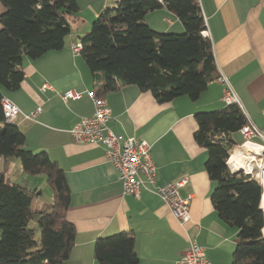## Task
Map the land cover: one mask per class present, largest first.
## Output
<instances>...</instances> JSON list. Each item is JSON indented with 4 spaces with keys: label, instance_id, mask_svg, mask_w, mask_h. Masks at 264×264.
<instances>
[{
    "label": "crops",
    "instance_id": "crops-1",
    "mask_svg": "<svg viewBox=\"0 0 264 264\" xmlns=\"http://www.w3.org/2000/svg\"><path fill=\"white\" fill-rule=\"evenodd\" d=\"M76 1L78 13L69 18L71 31L63 47L47 51L37 59L24 55L19 87L2 89L3 97L14 103L21 114L29 115L40 108L32 119L19 115L15 124L24 133L27 149L46 152L64 172L69 189L66 218L74 225L75 240L68 258L61 264H98L93 253L95 239L120 231L133 235L137 264H175L190 239L205 248L211 264H231L237 230L224 223L214 210L210 195L215 182L205 170L208 154L193 138L194 114L225 106L224 85L212 80L194 101L179 96L160 103L151 92L136 85L118 86L103 94L111 110L110 129L122 138L133 136L148 141L156 166L153 184L141 188L137 196L124 194L103 146L76 143L69 133L77 120L93 114L94 105L87 92H97L103 87V81L93 80L83 56L73 52L70 45L80 43L98 14L119 0ZM198 1L219 75L227 77L244 115L253 124L262 126L264 0ZM3 11L0 2V14ZM143 20L157 32L184 30L176 15L165 6L148 11ZM44 84L47 87L43 88ZM70 89L80 91L81 96L64 100L63 93ZM11 163L12 160L6 177ZM13 163L18 176L28 181L27 174L19 170L16 161ZM31 177L29 180L35 185L31 188L30 181L28 185L37 190L36 184L43 182V176ZM182 177L188 180L180 188V195L190 200V222L183 227L153 193L155 186ZM39 195L41 191L32 203ZM46 202L38 199L37 205L41 207Z\"/></svg>",
    "mask_w": 264,
    "mask_h": 264
},
{
    "label": "trees",
    "instance_id": "trees-1",
    "mask_svg": "<svg viewBox=\"0 0 264 264\" xmlns=\"http://www.w3.org/2000/svg\"><path fill=\"white\" fill-rule=\"evenodd\" d=\"M0 264H61L75 240L74 225L66 218L69 189L63 170L44 151L26 148L24 133L6 123L1 106L2 89L15 90L23 78L22 59H37L63 47L70 33L69 18L78 13L76 0H0ZM165 6L181 22L184 32H157L143 20L155 8ZM198 0H119L104 8L80 38V54L95 81H103L96 93L122 85H136L152 93L157 102L179 96L197 100L219 75L212 44ZM195 142L208 154L205 170L215 182L210 199L218 217L236 228L231 264H264L261 188L254 176L232 172L226 160L242 143L239 129L246 117L236 105L194 114ZM18 159L28 175L45 178L50 202L33 210L27 180L13 183L5 176L12 159ZM35 218L36 228L28 226ZM38 231V233H36ZM98 264H137L134 237L120 231L95 239Z\"/></svg>",
    "mask_w": 264,
    "mask_h": 264
},
{
    "label": "built area",
    "instance_id": "built-area-1",
    "mask_svg": "<svg viewBox=\"0 0 264 264\" xmlns=\"http://www.w3.org/2000/svg\"><path fill=\"white\" fill-rule=\"evenodd\" d=\"M167 21L171 22L169 19ZM202 34L208 37L205 30L202 31ZM70 47L73 52L78 53L81 50V43L72 42ZM215 80L225 87L222 95L224 104L236 105L242 111L243 106L240 99L229 84L227 77L221 74ZM44 87H47V84H44ZM87 94L93 102L94 111L92 115L81 117L71 126L69 133L73 141L103 146L106 159L117 172L123 193L139 195L141 188H146L147 185L154 183L156 175V166L151 158V144L142 138L133 136L122 138V136L114 133L108 126L112 117L106 100L99 96L95 90H90ZM80 96V91L70 89L63 93L62 98L67 100L76 99ZM1 106L5 122L11 124L15 123L19 115L25 119H32L40 110L38 108L29 115L21 114L18 107L5 97L1 99ZM262 116L264 119V108L262 109ZM245 117L246 124L238 131L243 138L242 143L235 146L233 151L236 148H241L238 156L242 157L248 166L243 169L236 167L230 161L231 153L228 155L226 164L232 172L243 171L258 180L261 188L259 208L263 214L261 232L264 235V124L257 126L247 116ZM246 144L250 148L244 147ZM187 180V177H182L157 185L153 190V193L168 206L182 227L190 222L189 197L180 195V188L186 184ZM175 264H211V262L206 256L205 248L198 245L195 240L190 239L188 247L175 261Z\"/></svg>",
    "mask_w": 264,
    "mask_h": 264
},
{
    "label": "rangeland",
    "instance_id": "rangeland-1",
    "mask_svg": "<svg viewBox=\"0 0 264 264\" xmlns=\"http://www.w3.org/2000/svg\"><path fill=\"white\" fill-rule=\"evenodd\" d=\"M184 30H182V32L180 33H174V34H181L183 33ZM224 103V102H223ZM215 110V109H213ZM234 149V148H233ZM17 162V167L19 166V170H21V166H20V163H19V160L14 158L12 159V163H11V167H10V170H9V179L11 180V182L13 183H16V182H19L20 180H22L21 177L18 176V169H16V166L14 165L13 162ZM17 170V171H16ZM21 172V171H20ZM26 174V173H25ZM41 176H43L42 174H40ZM28 177V181H30V187L33 188L34 187V181L32 180H29L30 178H32L31 176H36V175H26ZM37 185V191H41V195L37 196L39 200L41 201H47V202H50L51 201V198H50V189L49 187L46 185L45 181H44V176H43V182L39 183V184H36ZM38 199H35L34 202L32 203V208L33 210H39L40 206L37 205V202H38ZM29 227L31 228H36V219L33 218L29 224H28ZM36 233H38V231H36Z\"/></svg>",
    "mask_w": 264,
    "mask_h": 264
},
{
    "label": "bare ground",
    "instance_id": "bare-ground-1",
    "mask_svg": "<svg viewBox=\"0 0 264 264\" xmlns=\"http://www.w3.org/2000/svg\"><path fill=\"white\" fill-rule=\"evenodd\" d=\"M244 147L248 148L249 145L246 144ZM240 151H241V148H236L234 151H232L231 156H230V161L233 164H235L236 167L243 169V168H246L248 166V164L242 157L238 156V153H240Z\"/></svg>",
    "mask_w": 264,
    "mask_h": 264
}]
</instances>
